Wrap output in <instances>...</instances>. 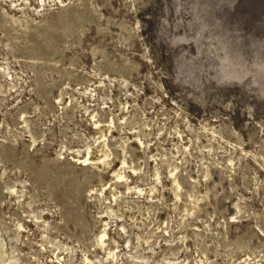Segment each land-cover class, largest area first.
Masks as SVG:
<instances>
[{"label": "rangeland", "instance_id": "374dc122", "mask_svg": "<svg viewBox=\"0 0 264 264\" xmlns=\"http://www.w3.org/2000/svg\"><path fill=\"white\" fill-rule=\"evenodd\" d=\"M0 245L264 264V0H0Z\"/></svg>", "mask_w": 264, "mask_h": 264}, {"label": "bare ground", "instance_id": "6f19581e", "mask_svg": "<svg viewBox=\"0 0 264 264\" xmlns=\"http://www.w3.org/2000/svg\"><path fill=\"white\" fill-rule=\"evenodd\" d=\"M40 1V0H39ZM41 5V4H40ZM97 124H98V122H96ZM100 125V124H99ZM97 126V125H96ZM88 151V150H87ZM88 153V152H87ZM82 161L83 162H85V163H88V162H91V155H90V153H88L83 159H82ZM81 161V162H82ZM124 161V160H123ZM122 161V162H123ZM133 170V169H132ZM117 176H118V179L119 180H121L122 179V177H123V175L122 174H117ZM126 177V176H125ZM115 178H117V177H115ZM20 225H22V224H20ZM21 228L22 229H24V227H22L21 226ZM103 231L100 233V237L103 239V238H105L106 237V235L108 234L107 233V231H106V229H102ZM99 236V235H98ZM100 239V238H99ZM5 255H6V253H5V251H4V249H3V247L0 245V264H15V262L13 263V262H11V261H6V257H5Z\"/></svg>", "mask_w": 264, "mask_h": 264}]
</instances>
